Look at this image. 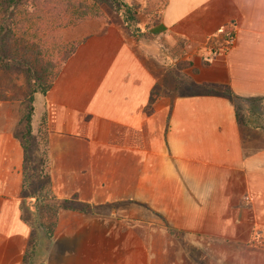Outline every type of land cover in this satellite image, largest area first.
I'll return each mask as SVG.
<instances>
[{"label": "crops", "instance_id": "obj_1", "mask_svg": "<svg viewBox=\"0 0 264 264\" xmlns=\"http://www.w3.org/2000/svg\"><path fill=\"white\" fill-rule=\"evenodd\" d=\"M159 1L149 30L182 44L190 66L121 19H86L51 87L33 95L51 192L91 209H59L36 264H264V0ZM178 71L200 90L178 93ZM14 131L0 101V264H21L33 234Z\"/></svg>", "mask_w": 264, "mask_h": 264}, {"label": "trees", "instance_id": "obj_2", "mask_svg": "<svg viewBox=\"0 0 264 264\" xmlns=\"http://www.w3.org/2000/svg\"><path fill=\"white\" fill-rule=\"evenodd\" d=\"M125 8L128 15L125 13L124 22L131 33L134 34L132 29L138 31L136 20L130 14L131 7L125 6ZM101 17L102 11L99 8L98 0H0V69L6 72L11 71L14 74L11 75L12 81L9 90L14 89V80L22 78L23 81L20 85L25 90L21 96H16L17 99L22 100L27 96L30 103H32L35 93L44 94L53 84L62 65L74 53L79 44V40L73 42L62 41L60 37L62 28L77 24L87 18ZM40 81H43L44 84H39ZM210 89L212 88H207V90ZM9 90L0 92V101L15 98L14 95L7 94ZM226 94L232 97L230 91H227ZM251 105L253 108L256 106L254 102ZM236 109V115L239 119L237 104ZM31 115L32 106H30L24 117L25 132L19 137L24 151L22 190L27 192L24 195L27 198L21 206V211L24 219L28 221L33 230L32 238L24 252L21 264H36L34 255L40 239L35 236L34 225L25 217L24 212L27 210L32 216H36L38 209L36 201L39 197H44L42 195L43 189L48 191L47 197L54 203L52 226L59 209L82 210L78 207V205H82L79 202L58 199L53 195L49 177L45 171L40 172L41 176L37 174V177L47 178L46 185L30 190L31 178L28 177L27 171L30 162ZM41 127L44 130L42 162L45 168L47 167V133L43 120L41 121Z\"/></svg>", "mask_w": 264, "mask_h": 264}, {"label": "rangeland", "instance_id": "obj_3", "mask_svg": "<svg viewBox=\"0 0 264 264\" xmlns=\"http://www.w3.org/2000/svg\"><path fill=\"white\" fill-rule=\"evenodd\" d=\"M99 1V8L102 11V17L101 18H87L88 19H106V18H111L114 20L119 21L121 19L124 22L123 17L125 16L126 13V8L125 6L131 7V12L130 14L134 17L136 20V28H138V31L133 30V35L135 37L142 41L145 44H153L156 46L159 50V52L164 55H161L165 59V61H168L167 56L168 54L178 55V59L176 61V65L179 67H188L190 66V62L184 61L181 56V51L182 49V44H179V46L176 47H170L169 45H166L164 41V38L161 36L159 40L154 38V35L152 34V31L149 30V27L151 24L155 23L157 20V10L160 7V1L159 0H98ZM144 1H147V9L146 7H143ZM145 10L151 11L152 13L150 14H145ZM149 13V12H148ZM128 15V13H126ZM86 19L79 21L77 24H72L68 25L64 28H62L60 32V37L62 41L64 42H73V41H78V39H74L73 33H74V28L75 26L79 25L80 23L84 22ZM141 23L142 25L145 24L143 27H139L138 24ZM125 24V22H124ZM126 26V24H125ZM127 27V26H126ZM158 42H157V41ZM138 51L139 48H137ZM170 76V74H175L174 71H169L167 70V73H164V79H168L166 75ZM11 75H14L13 72H6L4 70L0 69V92L9 90L12 77ZM173 82L175 81V77H172ZM188 75L186 71H178V76H177V86L179 87L178 93H185V92H192V91H199L200 88L197 87H192L190 84V81L188 79ZM23 79L19 80H14L15 82V87L13 90L7 91V94L14 95L15 98L12 100H3L1 101L2 103L6 104L9 106V115L11 119L13 120V125L15 127V134L18 137H21V135L25 132V127H24V117L27 114L30 106H32V103L29 101V97L25 96L22 100L17 99L18 97L16 96H21L25 90L22 84ZM44 81V80H43ZM40 81L39 84L43 85L44 82ZM38 82V81H37ZM206 86V85H205ZM204 86V87H205ZM210 88L209 86H206L205 89ZM166 91L165 88L157 87L155 89L154 95L157 97L160 94H163ZM174 94L169 95L172 97ZM244 103L243 101L238 102L237 101V106L240 114L241 120L243 119L242 113H243V108H244ZM43 133L44 130L42 127H40L36 132H33L29 135L30 139V144H29V160L30 162L28 163V177L31 178L30 182V190H34L39 188L40 186L44 187L47 182V178H41L37 177V174L41 176L40 172H44L45 168L43 165ZM44 191L42 192V195L44 197H39L37 199L36 204L38 205V209L36 211V216H32L31 213H29L27 210L24 212L25 217L29 220V222L33 223L34 225V230H35V236H37L40 240L41 237L44 235V233L50 231L52 228V221H53V206L54 203L50 201V199L47 197V192L46 189H43ZM23 195H26L27 192L23 191ZM82 211H90L91 209L89 206L86 205H78ZM260 248H264V241L261 245H259Z\"/></svg>", "mask_w": 264, "mask_h": 264}, {"label": "built area", "instance_id": "obj_4", "mask_svg": "<svg viewBox=\"0 0 264 264\" xmlns=\"http://www.w3.org/2000/svg\"><path fill=\"white\" fill-rule=\"evenodd\" d=\"M233 37L231 36V34H228L226 41H225V47L229 46L232 43ZM214 55L213 52H211V56ZM256 238V237H255ZM254 238V242H257L259 245H261L263 243V241H261L260 239H255Z\"/></svg>", "mask_w": 264, "mask_h": 264}]
</instances>
